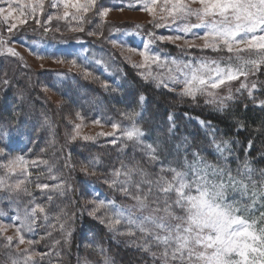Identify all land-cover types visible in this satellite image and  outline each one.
Here are the masks:
<instances>
[{
    "label": "snow or ice",
    "instance_id": "obj_1",
    "mask_svg": "<svg viewBox=\"0 0 264 264\" xmlns=\"http://www.w3.org/2000/svg\"><path fill=\"white\" fill-rule=\"evenodd\" d=\"M29 3L33 6L29 13H25L22 8L16 6L28 7L25 0H0V5H3L0 6V23L6 26L9 34L7 41L0 35V46L11 41L12 34L18 28L22 30L29 18L34 19L35 23L47 33L54 20H67L71 17V20L77 23L70 30L83 33L86 31L85 25L92 22V17L86 14L94 13V16L103 23L113 10L100 4L99 0H51L50 7L57 9L58 12L50 14L44 10V0H29ZM61 5L62 12H59ZM124 7L148 13L152 17L149 24L154 29L174 27L183 34L157 36L156 32H150L149 36L152 39L144 45L143 50L128 49L130 52H138L142 58L141 62L133 64V67L141 70L139 73L141 78L155 83L158 88L175 92L181 98H190L194 102L200 97H206V104H215L223 109L227 107L226 101L233 98L232 82L240 80L241 76L247 80L250 75L264 70V0H128L119 10H123ZM38 9L40 15L45 17L43 22L36 18ZM192 18H195V22ZM135 27L140 26L135 25ZM194 29H204L203 34L195 33ZM56 30L59 31V28ZM87 35L99 38L103 33L89 29ZM189 35L191 40L186 38ZM196 40L203 43L196 44ZM157 41L173 44L176 41H183L182 44L176 45L182 53L211 50L217 53V56L169 59L150 49V44ZM109 42L114 47H124L118 45L115 39ZM6 51L13 56L18 55L12 47H7ZM37 57L44 59L45 55L37 53ZM51 58L56 63L67 62L77 67L83 71L85 78L92 75L81 65V58L74 51L52 53ZM96 63L99 64L101 61L97 60ZM3 83L7 84L8 81L5 79ZM177 86H182L179 91ZM256 86L253 82L251 89H255ZM103 87L108 89L110 86L104 83ZM222 87L229 89V94L225 97H219L216 91ZM251 89L247 83L241 81L236 91L248 90L251 96ZM44 91H48L47 86ZM145 99L144 95L139 96L141 104ZM260 103L264 106V101ZM120 115L132 121L131 127H125L120 122H111V132H100L97 135L113 137L111 143L115 145L119 133L123 141L140 145L149 163L157 162L159 160L157 148L142 141L144 132L135 123L140 113L125 111ZM75 116L81 122L84 121L81 112L77 111ZM168 119L171 121L172 116L170 115ZM92 123L102 124L100 119H95ZM204 123L201 121V124ZM80 129L81 123L74 125L71 140H77ZM2 134L8 135L7 132ZM81 138L86 142L96 140V137L91 135H84ZM126 142L123 143V147H127ZM226 146L227 142H225ZM216 147L218 151H223L219 144ZM7 151V146L0 147V157L4 158L0 168L6 170L5 175L0 176V191L6 193L23 191L26 195L32 196L26 187L22 188L25 180L17 179L13 184L6 182L10 174L31 175L27 172L24 158L17 156L8 159ZM193 157L194 159L189 161L185 156L182 167L162 164L155 178L138 162L132 164L121 162L120 168L114 169L110 178H105L104 183L132 199L135 204L131 207L118 208L115 201L93 199L90 201L93 207L88 215L98 219L109 230L115 231L117 226L126 225L127 230L120 232V235L135 236L137 232L141 233L145 238L142 244L145 251H151L152 244L160 249L161 264H264V211L260 212L258 217L254 215L258 203L264 208V183L257 188L247 164L244 165L248 173L246 183L244 179L234 177L230 170L226 171L208 163L199 156V153H193ZM99 163V157H95L82 166L80 171L85 175L95 176V169ZM32 164L48 165L49 178L57 179L51 174L52 166L49 165L48 160L33 161ZM17 169L20 170L18 173ZM261 175L264 176V173ZM249 183H251V191ZM35 187L42 192H58L63 195L69 186L61 179L55 185L36 183ZM230 192H238L242 199L247 198L250 203L245 205L239 200H229ZM52 198L49 194L48 201ZM29 204L32 206L25 207L23 213H18L16 216L19 222L18 226H15L17 249L20 245L27 244L31 247L39 243L26 239L24 233L33 232L38 226L37 221L41 219L49 228L56 231L57 225L51 222L55 219L64 241L70 240L72 236L70 212L60 209L53 216L46 206L35 202L34 199L30 200ZM133 208L141 213L147 209L150 211L147 215L136 216ZM3 215L0 213V216ZM7 227L0 224V232L6 231ZM52 234V231L47 232L49 237H52ZM5 241L0 246L9 248L13 245L14 238L7 236ZM54 243L60 245L61 241L55 240ZM24 253L23 264H42L44 257L51 255V253L28 254L27 248L24 249ZM152 255L155 258L158 253L152 252ZM33 256H38L39 260H34ZM11 264H21V261L11 259ZM105 264H108L107 260Z\"/></svg>",
    "mask_w": 264,
    "mask_h": 264
},
{
    "label": "rangeland",
    "instance_id": "obj_2",
    "mask_svg": "<svg viewBox=\"0 0 264 264\" xmlns=\"http://www.w3.org/2000/svg\"><path fill=\"white\" fill-rule=\"evenodd\" d=\"M128 0H99V3L111 7L113 10L105 18V21L101 23L98 18L94 16V13H88L86 16L92 17V22L86 24V31L73 32L70 30L72 26L76 25V21H72L71 17L67 20L53 21L49 26L50 30L45 33L40 25H37L34 19L29 18L28 23L12 34L11 41L7 42L5 45L0 46V90L2 93L9 92L11 94L16 93V96L20 101L31 99V104H26L30 107L29 112L37 117H33L35 122L30 123V126L36 127L37 131L35 135L30 138L31 142L27 144V141L16 139L11 143V148L17 149L16 154L7 152L8 159H14L17 156L23 157L25 161V167L27 172L31 175L25 173L24 176H18L16 174H10L6 178L8 184H13L17 179L25 180L23 187L27 188L28 192L32 193V196H28L23 191L19 192H4L0 191V224L8 226L7 230L0 232V245H3L5 237L12 236L14 238L13 245L9 248L0 246V264H11V259H19L21 264H23L24 249H28V254L32 253H51V255L45 256L42 264H55L59 255H63L65 250H68L67 242L64 241L63 236L58 231V222L53 219L51 222L57 225V230L53 231L49 228L44 221L38 220L34 231L31 233H24L26 239H32L34 241H39V243L34 244L29 247L27 244L20 245L19 249L16 248V228L19 222L16 220L18 213L22 214L25 207H31L29 204L30 200H35V202L40 203L50 210L53 216L59 212L60 209H64L72 214L71 220L69 221L72 236L76 237L75 234L79 235V228L75 227L74 220L77 219L81 222V237H85L84 233V223L95 224L94 227H100L108 229L105 224H101L98 219H95L88 215L93 205L90 203L91 200H102L100 197V192L108 193L118 197L122 200V206L131 207L135 202L125 197L119 191L110 188L104 183L106 177L110 178V174L114 169L120 168L121 162L125 164L139 163L146 171L152 174L153 178L158 174L159 170L153 172L152 163L148 162V158L145 156L144 152L141 150L140 145H135L133 142L123 141L119 133L117 134V144L113 145L111 143L113 137L110 136H98L100 132H111L110 126L106 125H95L92 123L93 120H87L81 122L80 119L76 118L75 113L77 112L73 107H71L65 100H63L59 95L54 93L48 88V83L50 84L52 79L48 73L53 72H66L68 74L79 77L80 79L94 83L102 91L111 93L112 90L109 87L105 89L103 87L104 82L101 77L95 75L88 76L85 75L82 70L77 67L72 66L70 63H56L52 58L40 59L37 57L39 52H31L30 47L33 48H48L51 43H56L60 46L62 51L66 48L69 50L73 45L80 42H89L96 46L99 50L100 48H106L109 52L113 53L117 61L121 66H125L128 70L135 73L141 81L152 85L156 90L164 91L173 97L180 100H189L192 103L201 104L203 106L220 109L215 104H206V97H200L197 101H192L190 98H181L175 92H170L164 88L156 87L155 83L145 81L140 76V71L133 67L134 63L141 62L142 58L138 55V52H130L129 48H136L137 50H143L144 45L149 43L152 37L149 36L150 32H156L159 35H183L179 33L174 27H162L160 29H154L150 26L149 21L152 17L140 10L129 9L124 7L123 10H119L123 3H127ZM28 7L24 5H16L23 9L25 13H29L31 7L33 6L29 3V0H25ZM107 3L110 5H107ZM51 0H44V10L46 13L56 14L57 9L50 7ZM3 6V5H0ZM74 11V10H71ZM62 12V5L59 9ZM36 18L44 20L45 17L40 15L39 9L36 13ZM195 22V18H192ZM135 25H139L136 28ZM59 28V31L56 29ZM100 31L103 36L97 38L96 36L87 35V30ZM195 33L203 34L204 29H194ZM0 35H2L7 41L9 34L6 31V26L0 23ZM191 40V35L186 37ZM37 39H42V41L37 42ZM115 39L118 41V45L113 46L109 41ZM183 41H176L175 44L169 42H155L150 44V49L156 53L161 54L163 57L169 59L175 57L192 59L194 57H208L215 58L217 53L208 51L193 50L189 52L182 53L180 48L176 45L182 44ZM196 44H202L203 41L196 40ZM53 46V45H52ZM7 47H12L15 49L18 55H11L6 51ZM51 47V46H50ZM52 48V47H51ZM224 55V54H221ZM43 65V68H41ZM262 71V70H261ZM256 72L255 75H250L247 80L243 76L240 80L232 82L231 93L233 98L226 101V104L234 102L236 98H242L247 95L248 90H241L237 92L236 89L239 88L241 81L247 83L251 89V84L256 83V88H264V76L259 79L257 78L260 72ZM260 76L264 75L261 72ZM257 76V77H256ZM8 83H3L4 80ZM27 85V86H26ZM53 85V84H51ZM25 86L28 89H25ZM45 86H47L48 91H44ZM182 86H177V91ZM28 90V91H27ZM32 91H35L33 94ZM218 92L219 97H225L229 94V89L222 87ZM253 91V89H251ZM28 95L25 96L24 93ZM32 95H29V93ZM25 93V94H26ZM67 96L73 97L77 102H81L84 94L81 91H71L67 92ZM29 99V100H30ZM19 101V102H20ZM10 99L5 109L11 108ZM227 108V107H226ZM81 123V129L79 130L80 135L77 140H71V136L74 134V125ZM158 130V129H156ZM84 135H91L96 137L93 141H84L81 137ZM12 137V135L10 134ZM19 137V136H17ZM127 143V147H123V143ZM99 157L100 163L96 166V175H85L80 171L81 167L88 164L93 158ZM40 160H48L49 165L52 166V175L56 176L57 179L49 178L48 165L38 164L33 165V161L39 162ZM4 162V158L0 157V163ZM4 169L0 168V176L5 175ZM20 170L17 169V173ZM91 172L92 169L90 168ZM66 182L69 186L68 190L61 195L58 192H48L37 189L35 187L36 183H48L49 185H55L60 182V180ZM139 179V177H137ZM52 195V200L48 201V195ZM133 212L136 216L141 214L147 215L150 209L144 210L141 213L138 209L133 208ZM102 214V213H101ZM62 222V221H61ZM78 222V224H79ZM14 225V226H9ZM79 226V227H80ZM126 225L117 226V230L113 231L120 235V232L126 231ZM98 229V228H97ZM48 231H52V237L47 235ZM83 232V233H82ZM71 236V237H72ZM126 238H138L141 237V233H136L135 236L120 235ZM80 237V235H79ZM60 240V245H55L54 241ZM81 250H87L86 246L80 244ZM159 251L154 244H152V249L149 251L150 256L153 259L159 256ZM152 252H157V257H153ZM56 253H59L57 255ZM34 260H39L38 256H33Z\"/></svg>",
    "mask_w": 264,
    "mask_h": 264
},
{
    "label": "trees",
    "instance_id": "obj_3",
    "mask_svg": "<svg viewBox=\"0 0 264 264\" xmlns=\"http://www.w3.org/2000/svg\"><path fill=\"white\" fill-rule=\"evenodd\" d=\"M38 40L42 41L37 39V42ZM29 49L31 52L44 54L46 58H51L52 53L68 50L66 48L62 51L64 48L56 43H51L48 48ZM69 50L78 53L81 65L93 76L101 77L115 91H102L94 83L66 72L48 73L52 79L48 88L81 112L85 119H100L106 126H110L111 122H120L125 127H131L132 121L125 119L120 113L139 112L140 116L135 123L144 132L141 139L145 144H153L159 156V160L152 163L153 172L159 170L162 164L182 167L185 156L192 161L193 153H199L208 163L230 170L234 177L244 179L246 183L248 173L244 165L247 164L257 188L264 183V176L261 175L264 173V106L260 103L264 101V88L253 89L251 96L247 93L242 98H236L224 110L212 109L156 90L152 85L141 81L131 70L121 66L114 54L106 48L99 50L89 42H80ZM97 60L101 63H96ZM260 74L256 76L259 79L264 76ZM26 86L25 89H28ZM74 90L84 94L81 102L67 96V92ZM32 92L35 94V91ZM141 94L146 97L142 104L139 102ZM17 96L16 93H2L0 90V147L7 146V152L13 154L18 152V145L17 149L11 148L13 141L19 138L29 144L30 138L37 131L35 126H30V123L35 122L33 117L37 116L29 112L30 107L26 106L32 100L27 98L20 101ZM10 99L12 106L5 109ZM170 115L171 121L168 119ZM201 121L205 123L201 124ZM4 132L8 135H3ZM218 144L223 149L222 152L217 150ZM249 189L251 191V183ZM100 197L105 202L115 201L118 208L122 206V200L116 195L101 191ZM233 199L245 205L250 203L247 198L242 199L238 192L229 193V200ZM262 211L264 208L258 203L254 215L258 217ZM74 222L75 227L79 228L80 237L75 234L76 237L70 238L68 250L59 255L55 264H105L106 260L108 264H161L159 256L153 259L148 255L149 251L143 249V236L125 239L108 229H97L95 224L84 223L85 237H81V222L77 219ZM80 244L86 246L87 250H81Z\"/></svg>",
    "mask_w": 264,
    "mask_h": 264
}]
</instances>
